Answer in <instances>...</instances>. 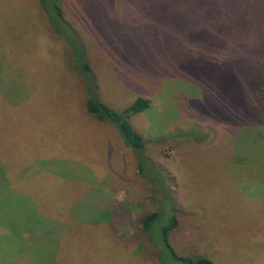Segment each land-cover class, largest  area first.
Returning <instances> with one entry per match:
<instances>
[{"label": "rangeland", "instance_id": "1", "mask_svg": "<svg viewBox=\"0 0 264 264\" xmlns=\"http://www.w3.org/2000/svg\"><path fill=\"white\" fill-rule=\"evenodd\" d=\"M59 3L69 26L53 30L39 0H0V175L44 219L26 213L35 229L0 264H161L159 253L173 264L160 230L172 213L179 255L264 264V123L237 118L242 68L228 64L209 1ZM214 8L223 23V0ZM88 96L116 111L149 101L127 121L161 190L117 128L87 111ZM1 185L0 211L14 201ZM156 210L145 234L139 220ZM10 224L0 216V234Z\"/></svg>", "mask_w": 264, "mask_h": 264}, {"label": "trees", "instance_id": "2", "mask_svg": "<svg viewBox=\"0 0 264 264\" xmlns=\"http://www.w3.org/2000/svg\"><path fill=\"white\" fill-rule=\"evenodd\" d=\"M208 1L213 7L211 10V15L213 17L211 26L217 25L218 27L215 26V28L222 33V37L224 34L227 37L222 39V41L224 43L225 56L228 55V64L231 65L235 62L242 68L240 76L235 77L239 82L236 81L235 86L232 87V91L242 96H240L242 99L235 97V99L239 100L240 106L235 104L239 109L236 113L237 118L240 123L246 122L251 125L253 123H264V0H223L225 6V11H223V23L220 20L219 8H214L215 0ZM39 2L41 8L47 14V17H49L51 23L49 25L53 30L58 23H66L59 0H39ZM49 14L51 16H49ZM215 37V35H209L210 39ZM227 60L225 57L226 66ZM81 69L83 71L88 70L87 64L81 63ZM225 74H227L226 67ZM237 84L240 85V92L239 90L237 91ZM88 89L90 90L92 87L90 86ZM243 98H249L250 101L246 99L245 102ZM251 98L253 99L251 100ZM244 104H246L247 107L243 106ZM148 107L149 101L142 97L136 98L128 108L122 111L113 110L94 97L88 96L86 99L87 111L97 120L113 124L117 128L125 144L131 148L138 174L150 182L148 183L153 190L154 186L157 184L160 186L161 190L163 183H165V179L162 177L161 172L158 171L159 169L145 154V139L127 121V117L141 112ZM32 198L34 199L33 195ZM23 205L29 210L26 208H24L26 209L25 211L21 209L4 210V213L16 212L19 215L25 214L24 220L19 219L18 215L15 213L3 219L9 224L14 222L13 225H7V228H9L7 232L0 234V252L5 256L7 255L8 258L9 256L11 258L17 256V252L24 248L23 234L35 229V227L30 224V226L23 229V231H18L26 224V213L30 212L35 220L37 216V209L34 201L31 204L24 203ZM31 211H34V213ZM160 213V210H156L143 215L139 220L141 231L145 234L151 233L153 225L160 219ZM43 220L44 219L37 216V223L41 222L43 225ZM177 225L178 220L176 215L172 213L169 219L162 224L160 228L166 250L169 252V260H171L173 264H215L205 257L181 256L174 251L170 245V234ZM7 247L15 251L7 252ZM159 260L161 264L165 263L162 262L163 260L160 253Z\"/></svg>", "mask_w": 264, "mask_h": 264}, {"label": "crops", "instance_id": "3", "mask_svg": "<svg viewBox=\"0 0 264 264\" xmlns=\"http://www.w3.org/2000/svg\"><path fill=\"white\" fill-rule=\"evenodd\" d=\"M3 161H4V159H2ZM1 160V161H2ZM2 161V162H3ZM5 162V161H4ZM0 167H1V164H0ZM6 169L7 168H5V167H3L2 168V171H1V175H0V183L2 184L1 185V187H2V189H3V192H5L7 195H6V198H3V200L4 201H8V198H12L14 201H12V206L11 207H9V208H5V209H21V210H23V211H25L26 209H28L27 207H25L23 204L24 203H26V204H31V203H33L31 200H30V198H29V196L27 195V196H25V194H22V193H20V192H18V191H16L14 188H13V181L11 180V178L8 176V172L6 171ZM30 176V175H29ZM27 180L29 179V178H26ZM24 180L23 179V184L25 185V183L27 182V180ZM9 193V194H8ZM24 208H26V209H24ZM5 209H1V211H0V216H1V218L2 219H4L5 217H8L9 215H11V214H16V215H18V218L19 219H21V220H24V219H22V218H24V215H19L18 213H16V212H14V213H4V210ZM29 210V209H28ZM31 212H33L34 213V211H31ZM27 214H29V213H27ZM31 217H32V215H31ZM33 218V217H32ZM26 221V224H27V226L26 227H28V226H30V224L31 223H29V220L27 219V220H25ZM14 223V222H13ZM13 223H11L12 225H13ZM10 224V225H11ZM24 225L22 226V228H21V230H18V231H23V229H25L26 228ZM17 230V229H16ZM13 232V231H12ZM7 250H11V251H15V250H13V249H11V248H7Z\"/></svg>", "mask_w": 264, "mask_h": 264}]
</instances>
